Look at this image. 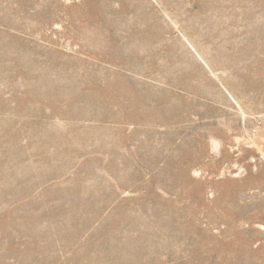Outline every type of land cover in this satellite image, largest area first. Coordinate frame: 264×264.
Returning <instances> with one entry per match:
<instances>
[{"label":"rangeland","instance_id":"rangeland-1","mask_svg":"<svg viewBox=\"0 0 264 264\" xmlns=\"http://www.w3.org/2000/svg\"><path fill=\"white\" fill-rule=\"evenodd\" d=\"M0 264H264V0H0Z\"/></svg>","mask_w":264,"mask_h":264}]
</instances>
